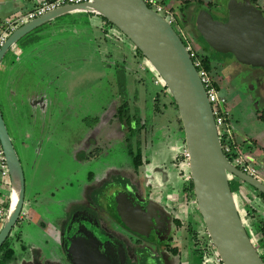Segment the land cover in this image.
<instances>
[{
    "label": "rangeland",
    "instance_id": "obj_1",
    "mask_svg": "<svg viewBox=\"0 0 264 264\" xmlns=\"http://www.w3.org/2000/svg\"><path fill=\"white\" fill-rule=\"evenodd\" d=\"M204 1L210 11L225 12V0ZM167 2L183 26L175 22L173 28L203 57L207 52L193 24L198 8L192 5L183 12L181 0ZM257 5L264 10V0ZM13 13L5 11L0 20L21 14ZM251 73V68L228 59L210 76L228 99L241 152L248 154L264 183V146L253 139H264V87ZM155 77L148 61L137 55L116 27L82 12L40 26L7 52L0 67V106L26 181V215L11 233L16 257L24 260V251L35 245L42 260L60 264L57 249L72 214L84 206L96 210L101 191L108 185L130 184L148 202L167 201L180 219L179 230L170 221L165 233L174 232L169 241L179 247L170 264H219L197 205L183 189L190 170L184 159L185 136L178 109L170 93L163 91V83L155 84ZM125 101L129 113L139 116L145 127L140 140L146 162L138 171L129 153L130 131L116 117ZM130 144L136 151L137 138ZM231 184L246 190L252 200L259 194L236 177H231ZM234 196L255 247L263 254L256 241L260 234L252 225L264 221V205L255 201L259 215L251 221L249 199L238 190ZM4 222L5 218L0 220V230ZM160 252L165 250L161 247Z\"/></svg>",
    "mask_w": 264,
    "mask_h": 264
},
{
    "label": "water",
    "instance_id": "obj_2",
    "mask_svg": "<svg viewBox=\"0 0 264 264\" xmlns=\"http://www.w3.org/2000/svg\"><path fill=\"white\" fill-rule=\"evenodd\" d=\"M1 4V3H0ZM5 6L0 5V8ZM223 19L215 18L205 7L197 10L193 24L204 42L216 53L231 54L237 64L264 70V10L252 0H227ZM92 13L105 18L141 52L154 72L162 79L175 102L189 153L190 178L196 205L206 231L222 264H264L240 215L231 177H236L264 195V183L235 167L223 151L215 117L206 89L187 46L181 36L144 0H88L82 5H64L49 11L15 30L0 48V66L7 52L24 36L40 26L66 14ZM0 144L10 173L9 208L0 230V249L20 220L26 193V181L19 155L7 129L0 106ZM128 203V202H127ZM123 222L140 230L139 211L129 202L131 215L120 205ZM148 231V230H147ZM80 230L71 241L76 264H101L96 254L83 250L77 256ZM80 250V249H79ZM78 262V263H77Z\"/></svg>",
    "mask_w": 264,
    "mask_h": 264
},
{
    "label": "flooded vegetation",
    "instance_id": "obj_3",
    "mask_svg": "<svg viewBox=\"0 0 264 264\" xmlns=\"http://www.w3.org/2000/svg\"><path fill=\"white\" fill-rule=\"evenodd\" d=\"M212 12L218 19H223L221 15ZM105 24L107 23L105 22ZM251 74L255 75L260 85L264 87V70L253 68ZM180 176L182 175L180 174ZM261 178L259 174L257 179L262 181ZM130 188H132L130 184L129 186L122 184L108 185L106 189L101 191L100 206L96 210L84 206L72 214L70 221L62 229V238L57 249L59 257H61L60 264H76L70 247L71 241L78 230L81 232L80 242L75 247L78 258L83 256L84 249L87 253L90 252V255L95 253L101 264H164L167 261L170 264L171 259L176 258L178 253L175 254L174 251H178V244L174 247L169 241L174 232L170 235L165 234L170 221L176 224L175 230L181 228L176 222L175 210L168 208L167 201L158 205L154 201L148 202L140 197L138 191H133ZM237 190L249 199V203L246 204L248 218L251 221L257 219L259 214H256L258 210L255 208L254 203L257 201V204H262L259 206H263L264 201L262 198L258 194L252 200L245 192L246 190ZM129 202H132L135 206H140L147 213L150 210V216L153 220V225L150 227L148 226V216L142 215L139 211L134 213V215L139 216L137 227L145 233L134 231L123 222L119 208L120 205H124L127 214L131 215ZM253 209L256 210V213H252ZM161 247L167 254L160 252ZM24 253V260L14 254L12 260L4 262V264H50L42 260V254L35 248V245L25 250Z\"/></svg>",
    "mask_w": 264,
    "mask_h": 264
},
{
    "label": "built area",
    "instance_id": "obj_4",
    "mask_svg": "<svg viewBox=\"0 0 264 264\" xmlns=\"http://www.w3.org/2000/svg\"><path fill=\"white\" fill-rule=\"evenodd\" d=\"M88 0H42L38 3L36 8L32 11H26L25 13H21L16 17H12L8 19L1 27L0 30V48L5 44L10 35L17 30L19 27L28 23L29 21L49 12L55 10L64 5H82L86 3ZM168 0H144V2L148 5L156 13L160 14L168 23L173 26V23H178L180 27L183 26L180 24L176 17V13L174 11L173 5L167 2ZM181 36V35H180ZM182 36L188 38L186 33ZM182 38V37H181ZM183 39V38H182ZM186 44V43H185ZM187 49L191 55V58L194 62L195 67L198 70L201 81L206 89L209 102L212 107L213 115L215 117L219 137L222 142L223 151L225 155L229 154L232 157L233 162H231L235 167L245 172L246 174L259 178L258 169L253 165V161L249 159L248 154H244L241 152L242 150L239 148V145L236 142L232 126H231V108L228 102L227 97L222 94L221 89L218 88L216 81H214L210 72L206 71L203 67V63L198 53L195 52L194 47L188 42L186 44ZM154 74H156L154 72ZM162 79L156 74L155 84H162ZM184 159L189 164V153L185 149L184 150ZM188 180L191 179L190 176H187ZM0 188L2 192H0V220L4 219L7 216L9 202L7 198H10L11 191V183H10V173L8 164L6 161L5 153L0 144ZM193 204H196V201L193 200ZM22 214L20 217H22ZM256 241H259L256 240ZM213 245V244H212ZM264 247L262 248V252ZM264 253V252H263ZM218 263L222 264L219 256Z\"/></svg>",
    "mask_w": 264,
    "mask_h": 264
},
{
    "label": "trees",
    "instance_id": "obj_5",
    "mask_svg": "<svg viewBox=\"0 0 264 264\" xmlns=\"http://www.w3.org/2000/svg\"><path fill=\"white\" fill-rule=\"evenodd\" d=\"M182 1V4L180 5V8L183 12H185L190 6L194 5L196 6L198 9L201 8V7H205V1L204 0H181ZM227 0H225L226 2ZM253 4L262 9L261 7H259L257 5L258 1L257 0H252ZM208 10H210L209 8H207ZM88 15H91V16H98V15H95V14H92V13H86ZM98 17H101V16H98ZM102 20L104 22L107 23V25H110L112 27H114L109 21H107L105 18L101 17ZM215 18H217L215 16ZM193 20H194V17H193ZM199 35V34H198ZM199 38L203 44L202 46V49L203 51L207 52L205 53V55L202 57V56H199L202 60V63H203V67L206 71L208 72H212L217 65H220L221 63H223L224 61L226 60H230V59H233V56L231 54H228V55H225V54H220V53H216L214 52L205 42L204 40L201 38V36L199 35ZM135 47V46H134ZM136 51H137V55L140 56V57H143V55L141 54V52L135 47ZM209 52H211V54H209ZM235 61V60H234ZM236 62V61H235ZM156 79V77H155ZM164 85V92H168V89L167 87L165 86V84L163 83ZM172 105L174 107H176L177 109V106L175 104L174 101H172ZM116 117L118 119V121H120L124 126L128 127V130L130 131L128 137H127V142H128V145H129V153L130 155L133 157L134 159V162H135V170L138 171L143 165L144 163V160H143V152H142V143H141V140H140V135H141V132L144 130V125H142V122H141V118L137 115H131L129 113V109H128V103L125 101L124 103H122L121 105H119L118 107V110H117V114H116ZM180 124H181V130L183 131V127H182V122L180 120ZM134 138H137V150L134 151L133 148H132V145L130 144ZM183 144H184V148L186 149V145H185V137L183 138ZM239 148H241V146L239 145ZM227 158L230 162H233L232 160V157L227 154ZM179 160V158H178ZM181 175L184 177V173L182 172ZM186 178V176H185ZM231 188H232V191L234 192L235 190H237L236 188L233 187V185L231 184ZM183 189L187 195V198L191 201L195 200V197H194V190H193V182L191 179L187 180L183 186ZM259 197L262 198V200L264 201V195L259 193ZM8 202H9V198H7ZM255 213L256 210H252V213ZM253 217V216H252ZM176 222L179 224L180 219L177 218L176 219ZM180 225V224H179ZM252 227L254 228V231L259 233L260 234V239H259V244H260V247L261 249L264 247V221H261V220H258L256 223H254L252 225ZM210 238V237H209ZM15 239L11 236L8 237V239L6 240V242L3 244V246L1 247L0 249V252L2 253L1 254V258H0V262H9L10 260H12V258L14 257V254H15V250L14 248L12 247V240ZM211 241V239H210ZM254 243V241H253ZM197 245V244H196ZM255 245V243H254ZM213 246V245H212ZM214 250L216 251L215 247L213 246ZM257 249V248H256ZM258 250V249H257ZM175 254H177L178 252L177 251H174ZM195 252H196V248H195ZM259 252V250H258ZM262 257V259L264 260V253L261 254L259 253Z\"/></svg>",
    "mask_w": 264,
    "mask_h": 264
},
{
    "label": "crops",
    "instance_id": "obj_6",
    "mask_svg": "<svg viewBox=\"0 0 264 264\" xmlns=\"http://www.w3.org/2000/svg\"><path fill=\"white\" fill-rule=\"evenodd\" d=\"M40 1H42V0H0V3L5 5V6L0 8V13H1L0 15H2L5 11H10L12 13L14 12L13 14H15V13L18 14L19 12L25 13L26 11H32L36 8V6L38 5V3ZM257 1L259 2V0H257ZM77 13L79 14V12H74V13H70V14H66V15H72V14H77ZM10 16H12V14L9 16L1 18L0 21L4 20L5 18H8V19L12 18ZM1 27H2V25H0V28ZM253 139L259 141L264 146V139L263 138L254 137ZM253 145H254V143H253ZM257 147L258 146H256V148ZM189 176H190V174H189ZM0 192H2V190H0ZM24 205H25V203H24ZM25 215H26V213H24V215L22 217H20V219L25 218Z\"/></svg>",
    "mask_w": 264,
    "mask_h": 264
}]
</instances>
